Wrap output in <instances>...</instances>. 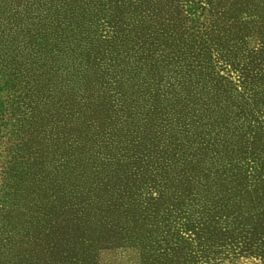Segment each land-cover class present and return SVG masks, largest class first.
<instances>
[{
	"label": "trees",
	"instance_id": "trees-1",
	"mask_svg": "<svg viewBox=\"0 0 264 264\" xmlns=\"http://www.w3.org/2000/svg\"><path fill=\"white\" fill-rule=\"evenodd\" d=\"M233 234L264 243V0H0V264Z\"/></svg>",
	"mask_w": 264,
	"mask_h": 264
},
{
	"label": "rangeland",
	"instance_id": "rangeland-1",
	"mask_svg": "<svg viewBox=\"0 0 264 264\" xmlns=\"http://www.w3.org/2000/svg\"><path fill=\"white\" fill-rule=\"evenodd\" d=\"M231 236L228 238L231 237L232 240L226 241L227 243L222 246L215 244L211 248L204 249H192L186 246L174 252L155 251V249L143 252L105 250L98 253V264H264V243L261 246L253 244L249 234ZM216 240L225 242L222 235L217 236ZM235 240L246 245L244 248L232 247L231 244L235 243Z\"/></svg>",
	"mask_w": 264,
	"mask_h": 264
}]
</instances>
